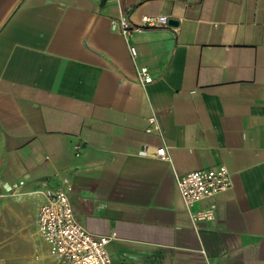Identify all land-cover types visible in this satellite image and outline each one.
Masks as SVG:
<instances>
[{
	"label": "crops",
	"instance_id": "1",
	"mask_svg": "<svg viewBox=\"0 0 264 264\" xmlns=\"http://www.w3.org/2000/svg\"><path fill=\"white\" fill-rule=\"evenodd\" d=\"M144 15L177 23L120 31ZM220 165L233 185L194 222L177 179ZM64 177L113 264H264V0H0V231L33 248L21 264H68L38 223Z\"/></svg>",
	"mask_w": 264,
	"mask_h": 264
},
{
	"label": "built area",
	"instance_id": "2",
	"mask_svg": "<svg viewBox=\"0 0 264 264\" xmlns=\"http://www.w3.org/2000/svg\"><path fill=\"white\" fill-rule=\"evenodd\" d=\"M143 20V24L134 25L127 17H122L119 29L124 35L130 36L133 31L142 28L169 25L167 15H144ZM131 51L134 56L137 54L136 47L132 46ZM138 80L141 83L153 80L147 67L139 68ZM149 121L155 128H159L155 116H151ZM141 152L147 153L146 150ZM156 154L167 158L165 147L158 148ZM62 182L63 184L50 191L48 200L39 208V233L47 243L50 254L68 264H113L108 245L115 238V233L98 234L84 227L77 220L71 203L70 180L64 177ZM177 183L192 221L198 222L215 218V204L202 208H196L195 205L231 188L233 179L228 166L220 165L185 173L178 177ZM21 184L23 182L12 183L10 188L15 189Z\"/></svg>",
	"mask_w": 264,
	"mask_h": 264
},
{
	"label": "rangeland",
	"instance_id": "3",
	"mask_svg": "<svg viewBox=\"0 0 264 264\" xmlns=\"http://www.w3.org/2000/svg\"><path fill=\"white\" fill-rule=\"evenodd\" d=\"M0 231V264H21L34 253L29 243L22 245L18 235H12L11 228Z\"/></svg>",
	"mask_w": 264,
	"mask_h": 264
},
{
	"label": "water",
	"instance_id": "4",
	"mask_svg": "<svg viewBox=\"0 0 264 264\" xmlns=\"http://www.w3.org/2000/svg\"><path fill=\"white\" fill-rule=\"evenodd\" d=\"M176 23H177V20L176 19H174V18H170L169 19V24L175 25Z\"/></svg>",
	"mask_w": 264,
	"mask_h": 264
}]
</instances>
